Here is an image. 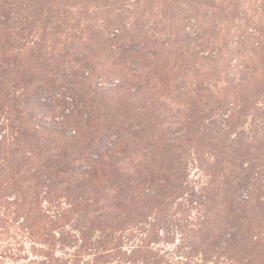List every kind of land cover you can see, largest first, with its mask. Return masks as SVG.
<instances>
[{
  "label": "rangeland",
  "instance_id": "374dc122",
  "mask_svg": "<svg viewBox=\"0 0 264 264\" xmlns=\"http://www.w3.org/2000/svg\"><path fill=\"white\" fill-rule=\"evenodd\" d=\"M0 264H264V0H0Z\"/></svg>",
  "mask_w": 264,
  "mask_h": 264
}]
</instances>
